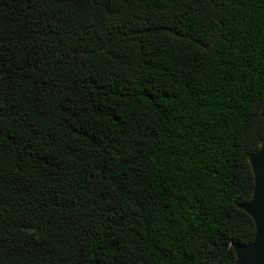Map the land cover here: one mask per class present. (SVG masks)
<instances>
[{"label": "trees", "instance_id": "16d2710c", "mask_svg": "<svg viewBox=\"0 0 264 264\" xmlns=\"http://www.w3.org/2000/svg\"><path fill=\"white\" fill-rule=\"evenodd\" d=\"M263 107L264 0H0V264H235Z\"/></svg>", "mask_w": 264, "mask_h": 264}, {"label": "water", "instance_id": "95a60500", "mask_svg": "<svg viewBox=\"0 0 264 264\" xmlns=\"http://www.w3.org/2000/svg\"><path fill=\"white\" fill-rule=\"evenodd\" d=\"M264 118V107L261 110ZM253 174V191L248 203L241 209L253 220L255 234L248 245H234L235 264H264V142L259 149L248 157Z\"/></svg>", "mask_w": 264, "mask_h": 264}]
</instances>
